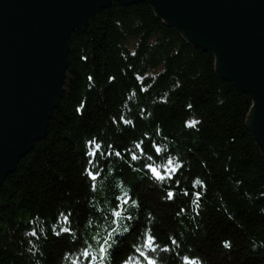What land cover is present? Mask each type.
Instances as JSON below:
<instances>
[{"label":"trees","instance_id":"trees-1","mask_svg":"<svg viewBox=\"0 0 264 264\" xmlns=\"http://www.w3.org/2000/svg\"><path fill=\"white\" fill-rule=\"evenodd\" d=\"M253 104L211 52L152 5L112 0L70 35L47 133L0 187V264H87L85 249L102 264L99 245L113 229L123 235L103 264H136L133 245L149 230L171 249L152 253L158 264H264V153L247 124ZM91 140L98 158L87 155ZM145 164L172 179L151 178ZM128 195L139 208L114 207ZM62 213L71 214L68 238L53 235L68 226Z\"/></svg>","mask_w":264,"mask_h":264},{"label":"water","instance_id":"water-1","mask_svg":"<svg viewBox=\"0 0 264 264\" xmlns=\"http://www.w3.org/2000/svg\"><path fill=\"white\" fill-rule=\"evenodd\" d=\"M143 1L253 100L247 124L264 153V0ZM112 0H0V187L59 106L70 35Z\"/></svg>","mask_w":264,"mask_h":264},{"label":"snow or ice","instance_id":"snow-or-ice-1","mask_svg":"<svg viewBox=\"0 0 264 264\" xmlns=\"http://www.w3.org/2000/svg\"><path fill=\"white\" fill-rule=\"evenodd\" d=\"M89 79H91V77H89ZM110 79H114V78H110ZM189 107H191V105H189ZM77 110L79 111V109H77ZM113 122L115 123L117 121L114 119ZM119 122L124 123L126 125L132 124L131 120H127L123 116H121L119 118ZM189 126H192V125H189ZM88 143L93 146V151L88 152L87 155H89L91 157L98 158L99 155L101 154L100 153L101 145L99 143H97L95 140H91ZM149 146L152 148V150L155 154H159L161 151H163L159 147V145H153L150 143ZM136 148L139 151L140 155L145 154V149L143 148L142 144H137ZM114 155L116 157H121V153L119 151L115 152ZM129 155H130L132 160L139 159V156H137V154L135 152H130ZM147 159L151 160L152 156L148 155ZM145 167L148 168V173H146V175H150L151 178H154L157 181H164L165 179H172V176L166 177L160 171H158L157 168L153 165L145 164ZM177 170L178 169H171L170 171L175 173V171H177ZM97 176H98L97 172L92 171V170H88V179L90 182L95 181L97 179ZM195 185L203 186V182L200 180H196ZM184 195L188 196L189 193L187 191H185ZM197 195H199V193H197ZM166 198L167 199H174L175 193L169 191ZM195 202L196 201H193V203H195ZM128 203L135 204L136 207L139 208L138 202L135 201L130 195L126 196L123 205L117 204L114 207L122 208V207H125ZM113 215L116 217H120L121 213L119 211H115L113 213ZM61 216H63V223L68 225V226L67 227L61 226L58 231L53 229V235H55L57 237H61V238H68L73 233V229L71 228V219H70L71 214L69 213V214L65 215L62 213ZM127 219L131 220L132 218L129 216V217H127ZM113 223H116V221L114 220ZM128 231H129L128 229H125V232H128ZM32 235L36 236L37 233L35 231H33ZM122 235H123V233H116V229H113L112 232L109 233V239L104 240L103 243H101L99 245V259L101 260L102 264L106 259H110L111 251H112L111 241L116 240L117 236H122ZM141 235L144 236L143 244L140 247H136L135 245H133L135 254L138 257L136 264H158L157 259L152 255V253H155L158 250L164 251V252L171 251V249L167 245L161 249L160 246L156 243L157 238L151 233L150 230L145 232V233H142ZM171 244L175 245L176 241L171 240ZM225 246L228 247L227 244ZM81 258H84L87 261V264H93V261L96 259V257H92L90 255V253L87 251V249H85L81 253ZM79 259L80 258H76L73 261V264H79ZM130 260H131V257L125 258L124 260L121 261V264H130ZM184 260H185V264H194V262L191 261L190 258H188V257H184Z\"/></svg>","mask_w":264,"mask_h":264}]
</instances>
